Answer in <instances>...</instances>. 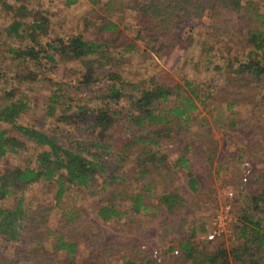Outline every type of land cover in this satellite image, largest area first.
<instances>
[{
  "label": "rangeland",
  "instance_id": "rangeland-1",
  "mask_svg": "<svg viewBox=\"0 0 264 264\" xmlns=\"http://www.w3.org/2000/svg\"><path fill=\"white\" fill-rule=\"evenodd\" d=\"M26 3L29 15L25 19L32 20L34 13L48 17L52 38L82 33L104 44L108 67L114 65L125 80L137 83L154 78L160 84L181 85L192 91L186 85L188 81L201 95L193 120L184 125L181 134L156 147L167 159L155 170L152 182L137 181L138 172L130 160L107 154L109 172L117 170L125 178L113 200L121 212L129 214L122 221L99 216L102 204L114 195L110 189L87 196L70 186L61 201L54 204L55 184L31 185L24 192V208L30 215L42 214L47 221L42 223V250L53 256L57 264L65 263L69 259L67 250L57 249L62 236L63 241L77 242L79 261L94 255L107 264H191L184 261V256L169 252L171 248L178 249L182 236L191 234V230H195L191 238L199 249L210 250L219 243L230 248L238 242L247 195L264 186V81L253 82L227 68L228 61L237 67L246 50L247 29L237 13L229 8L214 11L210 4L199 16L200 9L192 8V19L187 22H193L194 31L183 30L185 33L174 46L157 50L159 45L150 46L135 39L132 12L126 11L118 31L99 33L98 26L104 22L106 13L93 0H78L70 7L60 0H27ZM261 9L264 10V5ZM13 20L14 13L0 5V72L3 74H10L18 66L8 50L21 41L8 30ZM32 43L31 37L25 41ZM130 44H136L137 48L125 50ZM85 70L80 60L64 62L57 71L41 76L38 81L21 84L13 100L26 103L29 108L18 122L57 133L53 117H44L46 99L52 90L64 87L62 84L77 81ZM20 72L23 73L21 69ZM2 87L7 90L10 87L0 85V105L5 106L9 98L1 91ZM92 94L93 91H85L82 96ZM122 105L125 107L126 103L123 101ZM61 108L62 105L58 106V112ZM235 122L239 124L234 127ZM3 126L9 125L0 122V128ZM61 138L64 143L69 141L65 133ZM185 148H188L184 154L188 159L186 166L179 163ZM45 149L27 141L23 148L25 155L10 156L14 157L13 162L22 164L26 158V161L34 160ZM189 174L197 178L196 189L189 185ZM140 192L147 207L131 215L132 198ZM175 192L184 201L168 209L160 198ZM16 203L17 197L12 195L2 205L11 209ZM216 221L222 223L221 230ZM211 235L214 237L210 238ZM14 246L0 239V254L12 256Z\"/></svg>",
  "mask_w": 264,
  "mask_h": 264
},
{
  "label": "trees",
  "instance_id": "trees-1",
  "mask_svg": "<svg viewBox=\"0 0 264 264\" xmlns=\"http://www.w3.org/2000/svg\"><path fill=\"white\" fill-rule=\"evenodd\" d=\"M60 1L65 7L78 2ZM93 1L100 4L106 13L104 22L98 26L99 33L118 31L119 21H123L126 11H129L134 13L135 26L132 30L136 33L135 39L150 46L159 45L157 50L174 46L181 39V34L192 31L193 22H187L192 19V8L200 9L199 16L210 4L214 11L229 8L244 22L247 32L242 59L237 67L228 61L227 68L230 67L229 72L253 82L264 81V10L261 9L264 3L261 0ZM26 2L0 0L2 8L14 13V20L8 26L9 32L21 40L19 45L8 48L18 66L9 71L10 74L0 72V85L10 87L8 90L1 88L9 103L0 105V122L9 126L0 128V239L15 245L12 256L0 254V264H57L53 256L42 250V223L47 221L42 214L38 216L26 212L24 192L40 182L45 186L55 184L54 204H57L70 186L87 196L110 189L114 195L102 204L99 216L104 220L117 217L122 221L129 214L121 212L113 200L125 178L117 170L109 172L107 154L110 152L120 160H130L138 172L135 174L138 175L135 178L137 181L149 179L152 182L155 170L167 159V155L156 147L181 134L184 125L193 120L201 95L188 81L186 85L192 91L181 85L160 84L154 78L137 83L125 80L119 69L113 68L114 65L108 67L104 44L82 33L52 38L48 17L34 13L32 20L25 19L29 15ZM187 24L189 28L186 30ZM30 37L33 43L25 44ZM162 38L165 40L162 41ZM136 48V44H130L125 50ZM77 60L83 62L86 68L83 75L72 84L66 82L62 84L64 87L52 90L46 99L48 104L44 117H53L58 132L50 134L20 124V116L29 108L28 104L13 100L21 84L36 82L41 76L57 71L64 62ZM101 69L103 71L99 72ZM100 76L103 79H99ZM85 91H93V94L82 96ZM61 105V112H58ZM238 124L235 122L232 126ZM64 133L69 140L67 143L61 138ZM27 141L47 149L36 154L34 160L26 161V158L22 164L13 162L14 157L10 155H25L23 148ZM187 149L179 159L184 166L188 162L184 155ZM99 184L100 188L97 187ZM197 184V178L189 174L190 187L196 189ZM12 195L17 197L16 206L11 209L4 207L3 200ZM247 199L239 225L238 242L232 247L219 243L210 250L199 249L191 238L195 230H191V234L182 236L179 248H171L169 252L184 256V261L191 264H264V186L248 194ZM183 201V196L177 192L166 193L160 198L168 209ZM143 207L147 206L140 192L132 198L131 215L140 212ZM61 238L57 249L67 250L69 257L63 264H107L97 257L98 261L94 255L79 261L77 242Z\"/></svg>",
  "mask_w": 264,
  "mask_h": 264
},
{
  "label": "built area",
  "instance_id": "built-area-1",
  "mask_svg": "<svg viewBox=\"0 0 264 264\" xmlns=\"http://www.w3.org/2000/svg\"><path fill=\"white\" fill-rule=\"evenodd\" d=\"M215 224H216V226L219 227L220 230L222 229V227H221V226H222V223H221V222H217V221H216ZM213 237H214V235H211V236H210V238H213Z\"/></svg>",
  "mask_w": 264,
  "mask_h": 264
}]
</instances>
